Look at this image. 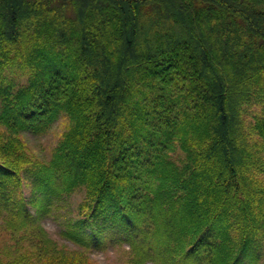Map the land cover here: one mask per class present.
I'll return each mask as SVG.
<instances>
[{
  "label": "trees",
  "instance_id": "trees-1",
  "mask_svg": "<svg viewBox=\"0 0 264 264\" xmlns=\"http://www.w3.org/2000/svg\"><path fill=\"white\" fill-rule=\"evenodd\" d=\"M11 63L30 73L0 84L8 132L69 119L51 160L24 168L32 195L9 198L18 161L0 162V229L22 231L40 264H87L42 225L79 185L92 212L67 222L68 242L99 248L115 230L138 264L256 263L264 0H0V73Z\"/></svg>",
  "mask_w": 264,
  "mask_h": 264
},
{
  "label": "rangeland",
  "instance_id": "rangeland-1",
  "mask_svg": "<svg viewBox=\"0 0 264 264\" xmlns=\"http://www.w3.org/2000/svg\"><path fill=\"white\" fill-rule=\"evenodd\" d=\"M11 5L12 3H8L5 10H8ZM27 71L30 73V70L25 66L11 63L3 69V73H0V84L5 85L8 80H13L16 85L22 84L26 81ZM14 90L16 89L14 88ZM68 123L69 119L61 116L45 132L36 134L24 131L18 135L8 132L0 124V162L5 161L14 164L18 161L16 170L19 172V176L17 180H14L17 183L12 185L10 189L8 185L5 187L11 200L19 198V195H32L31 192L35 184L34 182L31 183L27 176L25 177L24 168L35 167L39 163H47L51 160ZM11 136H14L12 138L18 143V146H13L15 152L8 150L5 146V142ZM18 156L21 157L18 159ZM170 158L179 166L185 163V153L178 147L170 154ZM254 176L256 179L258 178L259 182L257 183L263 189L261 199L264 200V168L257 171ZM92 205L93 200L87 194L86 186H75L68 191L65 198L51 202L50 216L45 218L42 225L52 238L62 244V247L67 248L72 255L81 257L87 264H138L126 240L119 238L117 234H120V232L115 230L102 231L103 241L99 248L83 247L73 242H68L62 236L61 230L67 225V222L89 215L92 212ZM230 234L234 243L237 244L239 242V229H232ZM20 236H23L22 231L0 229V261H3L4 264H40L34 254V248L29 246L28 242L30 241L25 243L24 238H20L23 240L17 242L16 238ZM258 240L261 246L257 249L260 253H258L259 259L255 264H264V238ZM8 251L10 252L9 255L7 254ZM242 262L243 264H250L247 258H243ZM144 264H152V262L146 261Z\"/></svg>",
  "mask_w": 264,
  "mask_h": 264
}]
</instances>
